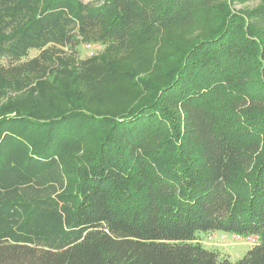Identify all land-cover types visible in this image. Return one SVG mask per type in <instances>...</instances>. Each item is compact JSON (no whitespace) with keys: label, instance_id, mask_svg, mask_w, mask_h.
<instances>
[{"label":"trees","instance_id":"obj_1","mask_svg":"<svg viewBox=\"0 0 264 264\" xmlns=\"http://www.w3.org/2000/svg\"><path fill=\"white\" fill-rule=\"evenodd\" d=\"M231 1L0 0V264H264V0Z\"/></svg>","mask_w":264,"mask_h":264},{"label":"rangeland","instance_id":"obj_2","mask_svg":"<svg viewBox=\"0 0 264 264\" xmlns=\"http://www.w3.org/2000/svg\"><path fill=\"white\" fill-rule=\"evenodd\" d=\"M260 1L232 0L231 3L235 9H251L259 5ZM204 27L197 24L186 30L174 29L159 36L157 41L153 42L146 50V59L149 61L148 66L151 76H159L173 62V59L178 55V51L184 49L193 39L195 40L201 36ZM35 54V51L30 52V56ZM85 55H87L86 49L80 47V56L85 57ZM198 238L206 248L218 251L222 257H228L232 262L243 257L246 251L252 247L246 243L236 242L230 233L225 234L221 231L199 233Z\"/></svg>","mask_w":264,"mask_h":264},{"label":"built area","instance_id":"obj_3","mask_svg":"<svg viewBox=\"0 0 264 264\" xmlns=\"http://www.w3.org/2000/svg\"><path fill=\"white\" fill-rule=\"evenodd\" d=\"M231 235L234 240L239 243H246L253 246L259 242V239L256 235H243L239 233H233Z\"/></svg>","mask_w":264,"mask_h":264},{"label":"crops","instance_id":"obj_4","mask_svg":"<svg viewBox=\"0 0 264 264\" xmlns=\"http://www.w3.org/2000/svg\"><path fill=\"white\" fill-rule=\"evenodd\" d=\"M225 234H227V233H225Z\"/></svg>","mask_w":264,"mask_h":264}]
</instances>
